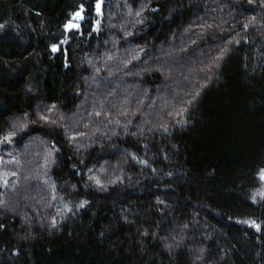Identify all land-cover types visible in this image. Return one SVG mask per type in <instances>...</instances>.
Here are the masks:
<instances>
[{"label": "trees", "instance_id": "16d2710c", "mask_svg": "<svg viewBox=\"0 0 264 264\" xmlns=\"http://www.w3.org/2000/svg\"><path fill=\"white\" fill-rule=\"evenodd\" d=\"M261 170L262 0H0V264H264Z\"/></svg>", "mask_w": 264, "mask_h": 264}, {"label": "snow or ice", "instance_id": "6c2138e0", "mask_svg": "<svg viewBox=\"0 0 264 264\" xmlns=\"http://www.w3.org/2000/svg\"><path fill=\"white\" fill-rule=\"evenodd\" d=\"M250 2H251V0H250ZM262 2H264V0H262ZM83 11H84V8H83V6H81L79 11L72 14V20L83 19V16H82ZM97 11H99V3L97 4ZM72 20L69 21V23L66 25V27H68V28H79V24L73 23ZM245 27H247V25H245ZM53 50L54 51L57 50L56 45H53ZM42 119H46V117H42ZM4 140L11 142V134L9 136L4 137ZM13 175H15V174H13ZM260 176L262 179H264V170H261ZM4 183L7 184V181L5 180ZM96 183L99 184L100 183L99 180H97ZM255 226L257 228H259L258 225H255Z\"/></svg>", "mask_w": 264, "mask_h": 264}, {"label": "water", "instance_id": "95a60500", "mask_svg": "<svg viewBox=\"0 0 264 264\" xmlns=\"http://www.w3.org/2000/svg\"><path fill=\"white\" fill-rule=\"evenodd\" d=\"M73 23H77V22H75V21H72ZM69 23V21L67 22V24ZM66 24V25H67ZM66 25H65V29L68 31V30H70V29H75V28H68V27H66ZM68 42H69V38H67L65 41H64V43H63V45L64 46H66L67 44H68Z\"/></svg>", "mask_w": 264, "mask_h": 264}]
</instances>
